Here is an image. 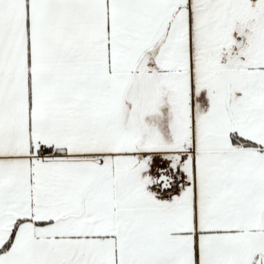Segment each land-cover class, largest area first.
<instances>
[{
  "label": "snow or ice",
  "instance_id": "1",
  "mask_svg": "<svg viewBox=\"0 0 264 264\" xmlns=\"http://www.w3.org/2000/svg\"><path fill=\"white\" fill-rule=\"evenodd\" d=\"M0 264H264V0H0Z\"/></svg>",
  "mask_w": 264,
  "mask_h": 264
}]
</instances>
